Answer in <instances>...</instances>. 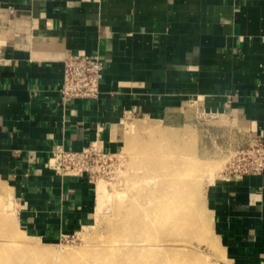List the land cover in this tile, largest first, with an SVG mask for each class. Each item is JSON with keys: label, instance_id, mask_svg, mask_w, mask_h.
<instances>
[{"label": "crops", "instance_id": "1", "mask_svg": "<svg viewBox=\"0 0 264 264\" xmlns=\"http://www.w3.org/2000/svg\"><path fill=\"white\" fill-rule=\"evenodd\" d=\"M69 54L104 62L97 97H62ZM186 105L264 142V0H0V175L26 231L93 216L90 177L49 165L57 144L109 154L125 120ZM210 198L225 260L264 264V171L225 173Z\"/></svg>", "mask_w": 264, "mask_h": 264}, {"label": "rangeland", "instance_id": "2", "mask_svg": "<svg viewBox=\"0 0 264 264\" xmlns=\"http://www.w3.org/2000/svg\"><path fill=\"white\" fill-rule=\"evenodd\" d=\"M123 124L117 149L88 164L93 216L61 238L25 230L14 186L0 175V264H231L210 196L256 142L193 105Z\"/></svg>", "mask_w": 264, "mask_h": 264}, {"label": "built area", "instance_id": "3", "mask_svg": "<svg viewBox=\"0 0 264 264\" xmlns=\"http://www.w3.org/2000/svg\"><path fill=\"white\" fill-rule=\"evenodd\" d=\"M104 69V62L97 56L69 54L64 60L63 83L60 89L62 97L68 100L97 97L101 91ZM248 151L240 152L239 157L229 162L226 174H249L264 171V142L257 141ZM93 155L107 156L93 146L72 150L64 144H57L49 158V165L61 175H87L93 181L88 166Z\"/></svg>", "mask_w": 264, "mask_h": 264}, {"label": "bare ground", "instance_id": "4", "mask_svg": "<svg viewBox=\"0 0 264 264\" xmlns=\"http://www.w3.org/2000/svg\"><path fill=\"white\" fill-rule=\"evenodd\" d=\"M176 169V168H175ZM148 180V179H147ZM149 180H151V179H149ZM2 188V186L0 185V189Z\"/></svg>", "mask_w": 264, "mask_h": 264}]
</instances>
